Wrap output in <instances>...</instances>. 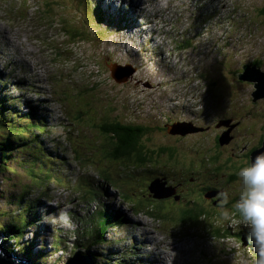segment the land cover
I'll return each mask as SVG.
<instances>
[{"label":"rangeland","instance_id":"374dc122","mask_svg":"<svg viewBox=\"0 0 264 264\" xmlns=\"http://www.w3.org/2000/svg\"><path fill=\"white\" fill-rule=\"evenodd\" d=\"M83 2L0 0V96L6 104L0 139L6 130L28 142L0 150V241L29 264H67L88 245L77 230L98 225L105 208L123 221L111 219L105 242L92 248L96 264H125L123 257H130L127 264H253L254 244L243 240L247 226L219 223L222 209L202 203L194 211L199 217L183 220L179 204L155 196L164 195L160 188L172 186L182 168L211 171L205 154L219 148L221 160L232 157L238 132L256 130L248 138L258 141L264 114L251 112L264 110V97L254 101L256 82L235 71L242 64L264 71V0ZM75 31L83 32L77 42L68 35ZM244 72L242 66L238 73ZM176 107L197 115L171 124L166 119L169 130L161 129L153 115ZM12 112L18 116L9 117ZM218 119L234 127L229 131ZM111 120L148 126L141 142L152 150L166 145L164 152L145 162L115 158L113 138L99 127ZM29 143L41 161L22 148ZM244 166L226 172L237 177ZM237 180L229 181L230 191L239 190ZM147 184L149 192L159 190L146 196ZM25 218L17 233L32 245V259L8 227ZM217 229L221 248L212 243Z\"/></svg>","mask_w":264,"mask_h":264},{"label":"trees","instance_id":"16d2710c","mask_svg":"<svg viewBox=\"0 0 264 264\" xmlns=\"http://www.w3.org/2000/svg\"><path fill=\"white\" fill-rule=\"evenodd\" d=\"M83 1H84L83 3L86 4L85 1H87V0H83ZM47 4H49V3H47ZM262 12L264 13V9L262 10ZM99 14L101 16V13H99ZM105 17L110 18V16H108V15ZM101 18H104V17H101ZM68 35L70 36V38L72 39L73 42H77V36H80V37H78V39H80L81 36L83 35V32L82 31H75L71 35L70 34H68ZM253 61L258 63V61H255V60H253ZM4 98H5L4 96H0V103H1L0 104V123L2 120L5 119L3 115L6 111H3V108L6 107V104L2 102ZM7 114L10 115L9 117L18 116V114L13 113V112L7 113ZM163 114H168V110L163 112ZM13 123H17V121L13 122ZM40 124L42 125L43 123H40ZM20 125H25V126L29 127V125H27L25 123H21ZM36 127H37V130L39 131L37 133L35 132L37 137H38V134H42V133H41V129H39V126L36 125ZM99 127L101 128V130L105 134H108L110 137L113 138L111 144H112V154L114 155L115 158H120V157H124L126 159L135 158L136 160H139L141 162H145L152 155L155 157L158 155V154H156L157 152H155L157 150H155V149L152 150L151 147L147 148L146 145L141 142V139L145 135H148V133L150 131V128L146 125L138 124L136 122L131 124V123H122L118 120H113V121L111 120V121L102 122ZM4 131L6 133L2 135L4 140L0 139V150L5 148V147H3V144L7 148L9 146V149H10L13 147L14 142L20 141L23 139V138H19V137L15 136L11 131H6V130H4ZM30 131L33 132L35 130H30ZM29 141H32V139H29ZM22 142L28 143L24 140H22ZM30 143L25 145L22 148L23 149H29L30 151L28 153H31L35 159L37 157V159H36L37 161H41L42 159L39 157V154H37L36 151L35 150L33 151V149H32L35 144H31L32 147H30V148L28 147V145H30ZM8 144H11L12 146H10ZM164 150H165V147H163V149H160L158 152L162 153V152H164ZM3 153H4V151H0V160L2 163L4 162L3 161ZM44 153L42 154V156H45ZM54 162L58 163V161H54ZM1 167H2V164H1ZM88 186L91 188L90 185H88ZM142 188L146 192V196L152 195V191L150 190V192H149V189H147V188H150L149 184L143 185ZM93 194H94V192H93ZM168 197H172V195L167 196L166 198H160V200L167 201V200H169ZM194 197H196L198 199V197L195 195L191 196L189 198L185 197L186 201L183 202V206H181V207H184V208H182V210H183L182 214L184 215V217L182 218L183 220H185L186 218H197V217H199V215H200L199 212H194V211L201 203H202L201 205L204 207V203L199 201V199H198V201H195ZM175 205H178V204H175ZM108 212L109 211L107 209L103 208L102 218H103V216L105 218H103L98 225H90L91 227L89 226L88 230H84L82 232H81V230H77L78 236H81L84 234L82 238H84V240L87 241L88 245L86 247H82V248L84 250H86L87 252H89V255L91 256L93 261L95 259L97 260V258L94 257V252L92 251V248L96 247L98 244L105 242L106 233L108 232V229L111 226L110 225V221H112L111 219H114L113 221H115V222L113 224H115V225H118L119 222L123 221V218L121 216L120 217L118 216V218H116V216H114V214H112L113 215L112 216V215H109ZM209 213H211V212H209ZM26 222H27V220L25 218V220L21 223L20 226H17V224H15V223H10L8 225V227H10L11 229H14L13 231L16 234H13L11 237H14L15 241H17V243H19L21 245L20 249H22V253L25 254L26 256H28L30 259H32L33 258L32 245L22 244L21 243L22 237H20L21 234L17 233L19 231L20 232L22 231L21 227H22V225L26 224ZM3 228H5V226H3ZM217 231H218V233H216L215 235L214 234H212V235L220 238L221 232L219 234V229H217ZM221 231H222V233L226 232L225 235H227L229 233V230L226 231L225 229H221ZM245 233H246L245 235H247L245 238L248 239L249 229H247ZM79 240H80V238H79ZM248 241H249V239H248ZM38 255H39V253L36 256H38ZM129 258L130 257H123V261H125V264H127V262L129 261Z\"/></svg>","mask_w":264,"mask_h":264},{"label":"flooded vegetation","instance_id":"af4514ba","mask_svg":"<svg viewBox=\"0 0 264 264\" xmlns=\"http://www.w3.org/2000/svg\"><path fill=\"white\" fill-rule=\"evenodd\" d=\"M247 62H251V61H247ZM242 66H244V64L241 65L239 70L235 71L237 74L239 71H241ZM237 82L240 83L239 81ZM171 111H174L176 113L175 116H173L172 114L160 113L161 118L160 117L157 118L156 117L157 114L153 115V118L158 122L157 125H160V128L164 129L165 131L169 130L168 126H166L167 122L165 123L166 119L168 121V124H171L172 122L178 120L179 119L178 117L191 119L192 117L197 115L196 111L188 109V108H183V107H176V109L168 110V113H170ZM251 114L258 115V117H261L264 114V110L260 109V110L252 111ZM198 119L199 118H196L195 120H192V121L194 122V121H197ZM208 119H209L208 117H205L200 122L199 126L202 128L204 126L203 124L208 122ZM230 119H233V118H230ZM242 119L243 118H240L239 121H241ZM155 120L153 121L155 122ZM219 120L220 119H218V121ZM225 120L227 119H221L219 122L221 123V125L222 124L226 125L230 131L233 122H231V120L229 121H225ZM239 121H236L234 123L237 124L239 123ZM161 126H163L164 128ZM232 127H234V125ZM260 127H261V132L258 137V141H256L255 143H251L250 139L248 138V135L256 132V130L248 131L245 133L238 132L237 134L232 136V142H231L232 151L230 150V154L232 157L230 158L221 160L220 155H219L221 150L219 148H217L218 152L214 155L209 156L208 154H205L206 157H209L208 160L211 163V169H212L211 171L205 172V175L204 173L199 174L198 172H193V169H189L187 167L182 168L181 170L175 173L177 177L172 184L170 183L172 182L169 179L170 176L165 177L163 176V174H159L165 178V179L163 178V180L166 181V184L169 182L172 185L170 186V188L173 189L175 192L172 195V197H168L169 200H171L175 204H179L180 206H183V202L186 201L185 194L197 190L200 193V194H197L199 201L203 202L204 204H208V205L210 204L213 207L221 209L219 193L223 191V192L229 193V199H228L227 204L224 205V208L232 209L233 204L239 198L238 195H235V193H238L239 190L230 191L229 181L232 178H237V177L234 173L229 174L226 171L232 170L234 172L235 169H237V167L239 166L251 164L252 154L254 153V150L261 148L264 142V123ZM170 135H173V134H170ZM175 135L178 136L179 134H175ZM143 138H147V135L144 136ZM218 145L222 146V143L218 142ZM163 147H166V145ZM163 147L160 146V144H157V147L153 149L157 150L155 151L157 152L156 154H159L158 151L160 149H163ZM226 168H228V170H226ZM200 175L202 178H204V180L202 183H198L199 185H197L195 180L196 178L200 177ZM227 176L229 177L231 176V178L227 181H224V179ZM156 177H160V176H156Z\"/></svg>","mask_w":264,"mask_h":264},{"label":"clouds","instance_id":"9594fccd","mask_svg":"<svg viewBox=\"0 0 264 264\" xmlns=\"http://www.w3.org/2000/svg\"><path fill=\"white\" fill-rule=\"evenodd\" d=\"M237 177L239 198L232 209L224 208L229 193L223 191L219 193L222 211L218 222L227 223L234 230H239L242 225L247 226L248 239L255 247L256 258L253 264H264V153L258 154L250 165L240 168ZM200 219L206 220V217L201 216ZM212 243L221 248L223 242L218 241L213 235ZM238 264L249 262L242 259Z\"/></svg>","mask_w":264,"mask_h":264},{"label":"water","instance_id":"95a60500","mask_svg":"<svg viewBox=\"0 0 264 264\" xmlns=\"http://www.w3.org/2000/svg\"><path fill=\"white\" fill-rule=\"evenodd\" d=\"M115 65H119L121 66V68L124 69H131L133 70V67L128 64V65H121V64H115ZM111 68V67H110ZM244 69V73H238L239 78L243 79V80H250V81H255V87L256 90L253 92V96H254V101H256L258 98H262L264 97V71L261 70V68H259L258 66H252L250 64H245L243 66ZM113 68L111 69V72H113ZM114 74H116L115 70H114ZM117 75V74H116ZM132 74H128V76H130ZM118 76V75H117ZM120 78H126L127 75H125L124 77L118 76ZM222 142V141H221ZM264 153V142H263V146L259 149L254 151V153L252 154V159H251V163L254 161L255 157L258 154ZM157 181V180H155ZM158 186L151 187V191L152 193L157 192L159 189L157 188ZM161 192H163V196H158L154 194V196L157 198H166L167 196H170L172 194H174V190L171 189L170 187L166 188L165 190H163L162 188H160ZM169 193V194H168ZM1 238V236H0ZM244 240V244L247 245L248 241L246 238L243 239ZM0 264H29L27 261L25 263V260L22 259L20 256H18L17 254H15L12 250H10L6 245H4L1 241H0ZM67 264H96L95 260L93 261L91 256L89 255V252H87L84 249H79L75 256L73 258H71Z\"/></svg>","mask_w":264,"mask_h":264},{"label":"bare ground","instance_id":"6f19581e","mask_svg":"<svg viewBox=\"0 0 264 264\" xmlns=\"http://www.w3.org/2000/svg\"><path fill=\"white\" fill-rule=\"evenodd\" d=\"M118 66H119V65H116V66H114V67H118ZM133 70L135 71L134 68H133ZM179 131L182 132L183 134H184L185 132H189L188 129H187V130H186V129H184V130H183V129H179Z\"/></svg>","mask_w":264,"mask_h":264}]
</instances>
